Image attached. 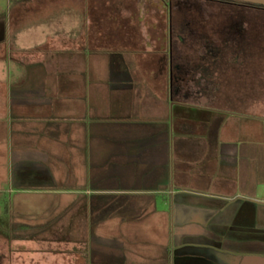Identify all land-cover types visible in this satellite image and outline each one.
<instances>
[{"label":"crops","instance_id":"obj_1","mask_svg":"<svg viewBox=\"0 0 264 264\" xmlns=\"http://www.w3.org/2000/svg\"><path fill=\"white\" fill-rule=\"evenodd\" d=\"M12 20L0 22V194L53 204L11 212L32 222L0 216L10 246L29 264L87 247L108 264H264V28L169 16L166 33L129 17L98 54L73 43L85 28L28 36ZM173 20L192 27L173 35Z\"/></svg>","mask_w":264,"mask_h":264},{"label":"rangeland","instance_id":"obj_2","mask_svg":"<svg viewBox=\"0 0 264 264\" xmlns=\"http://www.w3.org/2000/svg\"><path fill=\"white\" fill-rule=\"evenodd\" d=\"M168 2H171L170 9L167 7ZM190 2L192 0H0V22L8 28L10 19L16 20L24 17L27 20L26 26L23 28H26L24 31L28 36L39 34L40 29H43V33L52 36L65 33L76 38L83 35L81 30L85 28L86 36H81L82 39L73 43H77L79 48H95L98 54L100 52L108 53V26L113 22H125V19L129 17L145 18L146 29L153 28L156 32L158 26L166 33L169 31L166 20L169 15L177 19L183 18L182 16L185 15L184 18L190 19L187 22L195 23L193 26L198 24V27L199 23L206 22L204 21L206 18H225V20L230 19L233 22L239 20V22L247 24L256 21V28H264V11L232 5ZM157 19L159 21H156ZM152 22H155V25L151 24ZM172 23L170 31L176 36L180 33L185 34L186 30L192 27L189 25L184 30L180 29L179 21L173 20ZM202 27L206 28L207 26L202 25ZM194 33L193 29L192 34ZM74 203L72 200L66 201L65 206L70 204L68 208H72L71 205ZM50 204L53 202L47 198L42 200L30 195L3 192L0 194V216L7 221L25 222L31 220L30 222H32L33 219L41 217L31 219L28 216H10L11 212L19 210L17 212L38 214L49 209ZM99 204H102L101 210L108 209V201L97 199L95 205L97 209ZM5 210H8L9 214L3 216ZM19 233L25 236L21 232ZM12 236L15 234L9 232L7 227L0 231V264H29V259L24 254L23 248L10 246V237ZM89 243L96 244L95 241ZM69 253L72 254V258L49 257V259H44L45 262L42 264H108V257L97 254L88 247L83 250L75 249Z\"/></svg>","mask_w":264,"mask_h":264},{"label":"trees","instance_id":"obj_3","mask_svg":"<svg viewBox=\"0 0 264 264\" xmlns=\"http://www.w3.org/2000/svg\"><path fill=\"white\" fill-rule=\"evenodd\" d=\"M189 1V0H186ZM190 3H204V4H208V3H215V4H219V5H232V6H238V7H243V8H251L254 10H261L264 11V8L262 7H258V6H253V5H247V4H240V3H233V2H227V1H222V0H192V2ZM171 6V2L167 3V7L170 9ZM171 16V15H169ZM185 16V15H184ZM184 16H182L184 18ZM173 17V16H171ZM183 24H179L180 29L183 28L185 29L188 24H184V22H182Z\"/></svg>","mask_w":264,"mask_h":264},{"label":"water","instance_id":"obj_4","mask_svg":"<svg viewBox=\"0 0 264 264\" xmlns=\"http://www.w3.org/2000/svg\"><path fill=\"white\" fill-rule=\"evenodd\" d=\"M233 3L247 4L264 8V0H222Z\"/></svg>","mask_w":264,"mask_h":264}]
</instances>
